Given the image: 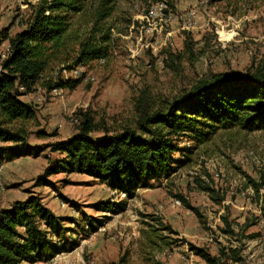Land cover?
<instances>
[{"label":"rangeland","instance_id":"374dc122","mask_svg":"<svg viewBox=\"0 0 264 264\" xmlns=\"http://www.w3.org/2000/svg\"><path fill=\"white\" fill-rule=\"evenodd\" d=\"M100 1L87 0L74 25L91 19ZM106 1L111 8L102 25L109 29L108 58L62 68V80L79 81L74 89L21 92L19 99L33 116L4 122L27 132L30 151L0 141V151H6L0 159V209L36 196L65 219L67 250L32 264H110L120 258L125 264L201 263L189 245L213 256L223 250L224 264H264V187L258 192L253 187L264 179V131H217L202 144L180 137L174 157L183 166L131 199L86 174L45 173L61 157L48 145L71 136L81 113L111 130L133 126L141 95L155 111L201 78L264 71L263 1L239 19L228 14L225 0ZM27 12L25 0H0V62L8 45L5 35L22 28ZM202 186L213 189V197ZM117 205L124 210L117 212ZM224 217L233 234L223 232ZM232 249L238 261L230 258Z\"/></svg>","mask_w":264,"mask_h":264},{"label":"trees","instance_id":"16d2710c","mask_svg":"<svg viewBox=\"0 0 264 264\" xmlns=\"http://www.w3.org/2000/svg\"><path fill=\"white\" fill-rule=\"evenodd\" d=\"M225 1L231 7L228 14L237 19L259 9L260 2H264ZM25 2L26 19L12 36L5 33L8 52L0 62V141L19 145L24 154L30 151L26 144L27 132L21 127L10 129L4 123L23 122L33 116L31 107L19 99L21 92L30 93L38 87L45 92L74 89L79 81L62 80V68L107 59L109 29H103L102 23L111 8L109 1H100L91 19L82 20L78 27L73 18L84 11L87 0ZM188 43L184 42L190 50ZM143 96L137 101L133 126L122 125L111 130L94 121L88 113H81L80 123L71 136L48 145L51 152L61 157L52 161L45 173L86 174L131 199L138 189L151 186L153 181L168 179L183 166L185 162L174 157L180 150V137L202 144L217 131H264V71L261 68L244 74L215 73L201 78L155 111L146 107ZM98 132L102 136H96ZM4 153L5 150L0 151V159ZM253 185L258 192L264 187V179ZM202 190L213 197V189L202 186ZM186 206L191 208L187 203ZM104 208L113 210L106 205ZM117 208V212L124 210L123 205ZM261 219L264 239V207ZM64 221L36 196L1 208L0 264L43 262L66 251ZM223 222V232L233 234L225 217ZM88 226L93 228L91 222ZM188 248L201 260L195 264H224L222 259L227 256L223 250L213 256L202 247L189 245ZM231 253L230 258L238 261V251L232 249ZM110 264H125V260L120 258Z\"/></svg>","mask_w":264,"mask_h":264},{"label":"built area","instance_id":"2783aa9c","mask_svg":"<svg viewBox=\"0 0 264 264\" xmlns=\"http://www.w3.org/2000/svg\"><path fill=\"white\" fill-rule=\"evenodd\" d=\"M7 52H8V45H7V48L5 49L4 53L2 54V59H4L7 55ZM1 59V60H2ZM102 61V60H101ZM1 67H0V73H1ZM37 91H42V92H45L43 91L40 87L36 88ZM60 89H53L52 91H50L49 93L51 92H56ZM213 178L217 179L219 177V173L218 172H214L213 175H212ZM122 196H124L125 194L120 192ZM173 204L176 205V206H179L180 205V201L178 199L174 200L173 201ZM192 253V252H191Z\"/></svg>","mask_w":264,"mask_h":264}]
</instances>
